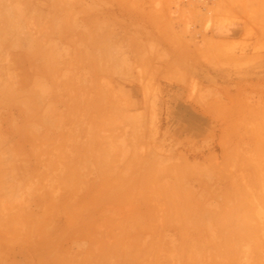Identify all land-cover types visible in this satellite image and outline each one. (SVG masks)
<instances>
[{
	"label": "rangeland",
	"instance_id": "1",
	"mask_svg": "<svg viewBox=\"0 0 264 264\" xmlns=\"http://www.w3.org/2000/svg\"><path fill=\"white\" fill-rule=\"evenodd\" d=\"M153 1L149 7L97 4L84 13L91 19L84 31L92 37L87 45L96 52L66 56L97 67L92 73L103 79L85 84L65 104L123 114L129 125L141 120L136 113L142 110L145 128L125 136L129 142L138 136L141 152L151 144L162 174L187 176L192 189L179 187L182 195L170 197L168 188L153 181L130 183V196L119 199L123 206L100 207L98 220L105 226L101 217L119 218L123 207L126 239L151 236L142 260L119 253L115 261H106L105 248L98 247L100 256L87 253L81 264H264V0H224L233 11L220 5L223 0H166L163 6L162 0ZM144 11L152 20L137 21ZM125 36L132 52L122 51ZM8 56L0 51V62H9ZM138 83L144 87V105ZM9 97L8 88L0 87L2 158L10 157V117L20 110ZM119 123L120 128L125 124ZM153 166H147V177L154 174ZM9 185L6 180L2 188L7 191ZM85 185L70 197L65 188L52 198L51 224L59 214L89 223L92 215L80 205L91 193V184ZM139 188L144 197L134 196ZM8 201L3 195L0 255L9 249L11 213L20 206L19 198ZM27 202L36 217L40 200ZM138 225L140 237L133 230ZM65 246L63 252L69 253Z\"/></svg>",
	"mask_w": 264,
	"mask_h": 264
},
{
	"label": "crops",
	"instance_id": "2",
	"mask_svg": "<svg viewBox=\"0 0 264 264\" xmlns=\"http://www.w3.org/2000/svg\"><path fill=\"white\" fill-rule=\"evenodd\" d=\"M153 3V0H7L0 8V51L10 55L9 62H0V87L8 88L9 100L20 108L10 117L13 134L10 157H0V209L6 206L1 203L3 195L11 204L14 198L20 199L19 208L11 213L15 216L13 224L7 226L10 246L0 255V264H81L87 253L94 251L100 256L101 247L106 250L102 254L106 261H115L119 253L126 259L134 254L137 260H142L151 236L145 240L126 239L129 227L124 223L127 217L123 207L119 218L101 217L105 226H99V208L124 204L119 199L130 196L133 182L143 186L146 181H153L168 188L170 197L182 195L179 187L184 191L192 189L187 176L162 174L156 155H151V144L143 145L145 149L141 152L139 137L129 142L125 136L131 130L138 135L145 128L142 110L136 113L141 120L129 125L123 114L77 110L65 104L78 97L85 84L103 79L92 73L97 67L71 61L66 56L96 52L87 45L92 37L84 31L89 30L87 23L91 19L87 15L83 18L84 13L88 14L97 4L149 7ZM164 3L166 0L161 1ZM145 11L137 14V21L152 20ZM128 39L123 38L125 53L132 52ZM135 86L144 105V87L139 83ZM123 121L125 124L120 128L119 122ZM147 166L155 169L149 177ZM6 180L10 181L7 191L2 188ZM121 182L125 188L117 185ZM87 183L92 186L91 193L80 205L92 215L89 223L73 222L72 217L59 214V220L51 224L47 210L52 198L66 189L70 197ZM140 190L134 196L144 197L143 189L141 193ZM33 198L41 204L36 217L27 205ZM140 228L139 225L133 228L138 237L142 235ZM85 231H89L88 235ZM63 246L71 251L63 252L66 249ZM57 247L61 252L55 253Z\"/></svg>",
	"mask_w": 264,
	"mask_h": 264
},
{
	"label": "bare ground",
	"instance_id": "3",
	"mask_svg": "<svg viewBox=\"0 0 264 264\" xmlns=\"http://www.w3.org/2000/svg\"><path fill=\"white\" fill-rule=\"evenodd\" d=\"M220 1H221V0H219V2H220ZM166 3H168V2H166ZM224 3H225V2H224V0H223V1H221V4H220V3H219V4L222 6V5H224ZM219 4H217L218 7L220 6ZM227 4H228V3H227ZM227 4L225 3V6H226V7H227ZM164 5H165V3H164ZM229 5H230V4H228V7H229ZM162 6H163V4H162ZM218 7H217V9H219V10H220L219 12H221L222 7H221V9H220V7H219V8H218ZM231 7H232V6H231ZM231 7H229V8L231 9V11H233V8H231ZM164 8L167 9L166 7H164ZM229 8H228V9H229ZM162 9H163V7H162ZM162 9L160 8V10H162ZM223 9H225V8L223 7ZM230 9H229V12H230V13L228 12L229 14H228V13H226V14H228V15H232ZM162 11H163V10H162ZM164 11H166V10H164ZM242 11H243V10H242ZM160 13H162V12L160 11ZM228 15H227V16H228ZM227 16L225 15L226 18H227ZM250 16H251V15H250ZM251 17H253V16H251ZM251 17H250V18H251ZM248 20H251V19H248ZM246 24H247V23H246ZM246 26H247V25H246ZM246 26H245V28H246ZM248 29H249V28H248ZM248 31H249V30H248ZM256 32H257V31H256ZM260 33H261V32H260ZM263 36H264V35H263ZM263 36H262V37H263ZM261 39H262V38H261ZM260 41H261V40H260ZM256 42H257V41H256ZM205 44H206V42H205ZM204 47L207 48L206 46H204ZM203 49H204V48H203ZM217 53H218V52H217Z\"/></svg>",
	"mask_w": 264,
	"mask_h": 264
}]
</instances>
